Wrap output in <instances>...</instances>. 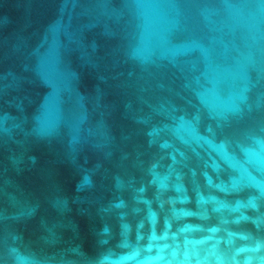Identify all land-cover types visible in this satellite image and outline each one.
Here are the masks:
<instances>
[{
    "label": "water",
    "instance_id": "95a60500",
    "mask_svg": "<svg viewBox=\"0 0 264 264\" xmlns=\"http://www.w3.org/2000/svg\"><path fill=\"white\" fill-rule=\"evenodd\" d=\"M0 264H264V0H0Z\"/></svg>",
    "mask_w": 264,
    "mask_h": 264
}]
</instances>
